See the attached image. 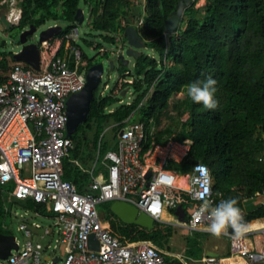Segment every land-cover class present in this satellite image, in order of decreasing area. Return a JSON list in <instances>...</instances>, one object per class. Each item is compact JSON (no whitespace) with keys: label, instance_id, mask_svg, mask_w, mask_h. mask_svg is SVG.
Returning a JSON list of instances; mask_svg holds the SVG:
<instances>
[{"label":"trees","instance_id":"obj_1","mask_svg":"<svg viewBox=\"0 0 264 264\" xmlns=\"http://www.w3.org/2000/svg\"><path fill=\"white\" fill-rule=\"evenodd\" d=\"M3 1L0 0V4ZM82 1L91 6L92 29L102 33L105 42L116 43L117 35L128 42L126 29L130 24L124 26L121 20L133 8V0H22L23 14L17 27L22 31L28 26L39 29L52 19L76 23ZM179 1L146 0L147 15L142 26L135 28L147 47L160 53L161 61L142 54L130 70L121 60L125 77H132L133 82L125 83L123 78L111 89L110 95L100 99L95 95L89 119L76 133L82 127L90 129L93 123L101 125L110 119L115 123L114 129L126 127L127 121L148 126L155 120L158 127L160 116L170 107L174 95L186 91L190 82L211 76L217 81V109H206L188 97L182 102L188 119L181 130L177 134L172 129L163 133L158 130L156 142L191 140V150L184 163L207 164L214 178L216 195L226 200L238 198L239 207L246 213V222L264 221L263 202L254 211L245 208L249 200L264 190V0H205L202 8H197L199 0H193L178 31L167 35L166 23ZM72 29V26L68 31L63 29L49 40L53 47L62 42L58 52L61 57L65 55L64 39ZM96 48L104 49L101 45ZM83 55L88 69L96 65L85 53ZM103 56L110 58L109 52ZM7 60L8 55L0 60L1 68H8ZM170 61L173 64L169 66ZM127 90H134L136 99L130 105L113 109L116 103H122L121 98ZM98 134L90 145H87L86 136H73L74 149L65 160L64 179L75 184L81 192L88 190L90 175L86 168L94 159L93 154L84 155V150L88 146L97 151ZM104 149L107 150V146H103ZM31 206L41 214L47 211L45 206L34 202ZM4 217V200L0 194V234H4L1 229ZM159 226L156 223L151 232L136 225L125 224L121 229L112 225V228L123 241H151L164 250L170 234L164 233ZM165 260L172 264L167 258Z\"/></svg>","mask_w":264,"mask_h":264},{"label":"built area","instance_id":"obj_2","mask_svg":"<svg viewBox=\"0 0 264 264\" xmlns=\"http://www.w3.org/2000/svg\"><path fill=\"white\" fill-rule=\"evenodd\" d=\"M22 0H4L0 12L7 18L13 16V26H19L23 10ZM6 30V29H5ZM79 29L66 35L65 55H58L62 42L53 47L50 41L42 43L40 71L15 62L0 76V186L15 185L9 194L20 201H32L52 212L60 239L65 246L62 264H167L165 253L151 241H123L117 236L110 222H102L97 205L104 202L125 201L137 207L163 224L166 209L176 213L185 202L199 203L197 209L179 225L192 232L207 231L211 220L207 213L197 216L198 209L207 201L209 207L220 205L224 199L214 192V178L207 164H194L193 172L185 179V186H178L177 175L170 169L172 163L183 164L191 150L192 141L170 139L156 142L158 131L155 120L145 123H129L115 138L116 149L104 156L105 173L96 176L102 157V141L96 151V162L90 171L88 190L79 188L64 179L65 159L70 157L74 142L68 136V107L71 96L82 92L88 83L89 64L84 51L78 47ZM107 52L100 50L101 54ZM121 50L119 51V53ZM122 54V53H121ZM122 56V55H121ZM1 60V59H0ZM125 83H132L127 77ZM108 88V86H107ZM130 105V103L128 104ZM113 113V110L109 111ZM264 164V154H263ZM203 168H199V166ZM206 169V172L203 170ZM151 173L148 178L147 174ZM210 175L211 191L204 192L203 179ZM175 189L178 195L165 198L164 190ZM257 196L263 198L264 190ZM244 220L246 213L242 210ZM37 216L42 214L36 211ZM37 229L42 227L35 225ZM31 237L27 225L20 228ZM235 241H243L242 235L230 234ZM263 247L260 251L246 250L243 246L236 256L245 264H264V221L261 230ZM53 233L46 230L42 238ZM95 237L98 249L91 246ZM58 246L52 243L33 244L13 250L8 259L11 264H43L45 255L55 253ZM50 257L54 258L52 254ZM221 259L207 256L203 264H220Z\"/></svg>","mask_w":264,"mask_h":264},{"label":"rangeland","instance_id":"obj_3","mask_svg":"<svg viewBox=\"0 0 264 264\" xmlns=\"http://www.w3.org/2000/svg\"><path fill=\"white\" fill-rule=\"evenodd\" d=\"M133 1L134 6L132 9H130L128 16L122 18L121 20L124 26L127 24H130V26L134 27L142 26L144 18L147 15L146 0ZM205 5V0H199L197 8H202ZM2 8L6 9L5 7H0V9ZM81 9L84 11L85 16V21L82 25H80L78 22L70 24L64 19L49 20L44 26L40 27L33 36H30L28 44H36L40 46L42 32L52 27L60 26L64 29V31H68L71 26L74 27V29L78 28L80 33L78 45L80 48L87 55L88 59L93 61L94 64L103 63L105 67L102 84L96 91V98L100 99L101 97L110 95L111 89L119 84L123 78L126 79L124 70L121 67V55L124 56L126 60L130 61L129 66H127L130 70L134 69L137 60L134 58H128L127 50L129 49V43L126 42L122 36L117 35L116 43L110 44L105 42L102 33L96 32L92 29V14L91 6L89 4H87L85 1H82ZM7 23L11 22H6L2 18L0 19V58H4L5 55H8V60L6 62L8 66H11L13 64L14 55L20 53L24 47L21 44V35L24 31L29 30L30 26H28L23 31L17 26L11 30H5V27H9V24ZM72 30H70V32ZM97 45H101L107 52H109L110 58L103 56V54L100 53V50L96 48ZM120 50L121 52L119 53ZM140 52L145 56H149L151 58L153 57L158 61H161L162 59L160 53L153 50L149 46L145 49H141ZM112 62L115 65V69L111 68ZM172 64L173 63L170 61L167 65L170 66ZM136 97L137 93H135L134 90H131L129 93H127L126 97L121 98L123 100L122 103H116L112 108L116 109L121 105L129 104L133 102ZM187 98V91L173 96L170 101V107L160 116L158 130L161 133L167 129H172L173 133L177 134L181 130L184 122L188 119V115L186 114L187 109L184 105H182V102ZM114 127L115 123L112 119H110L103 122L101 125L93 123L90 129L87 127H82L79 132L73 135L82 138L86 136L88 143L87 145H90L97 136V133H99L98 135L100 137V141H102V145L104 147L107 146V150L104 149L102 152L101 161L99 162L96 170L97 177L99 173L106 172L102 161L107 151L110 149H116L115 145L117 144V139L115 136L121 129H114ZM163 136L168 138L167 134H163ZM88 154L94 155V159L87 163L86 170L90 171L96 162V150H91L87 146L84 150V155ZM193 168L194 163L192 162L183 164L172 163L170 165V169L178 177L176 185L185 186L184 179L193 172ZM9 192H15L14 184L0 186V194L4 199L5 209V217L1 226L3 233L5 235L16 237L21 245V248H24L28 242H33V244L40 242L46 246L52 243L53 246H58V248L55 250V253H52V251H50V253L61 259H64L66 254L65 246L62 244H57V240L60 239V236L58 233H56L58 230V227H56L57 221L52 212L47 209L44 214L37 216L35 208L31 206L32 201L17 200L13 198ZM164 193L166 199L173 198L178 195V191L171 188L164 190ZM261 202H263V198L257 196L256 198L249 200L245 204V208L247 211H253ZM112 203L113 202H104L97 205L101 221L110 222L111 225H114V227L117 229L124 228L125 224L118 217L112 215V212L110 211V206ZM184 204L188 217H190L193 211L198 207V203L185 202ZM164 221L165 222L163 224H160L161 226H159V228L164 233L170 234V237L163 246L165 258H167L170 263L203 264L201 261L207 257V251L214 249L216 244L220 246L219 254L221 257L229 255L227 251L230 249V240L227 237L223 235L214 236L211 233H191L179 225L180 222L176 213L170 211L169 209H166L165 211ZM36 224L40 225L42 228L37 229L35 227ZM22 225L28 226L29 230L33 233L31 237L27 235L26 231H22L20 229ZM46 230H51L53 235L42 238L45 235ZM115 234L117 233L115 232ZM0 264L11 263L7 260H1ZM59 264H62V262Z\"/></svg>","mask_w":264,"mask_h":264},{"label":"water","instance_id":"obj_4","mask_svg":"<svg viewBox=\"0 0 264 264\" xmlns=\"http://www.w3.org/2000/svg\"><path fill=\"white\" fill-rule=\"evenodd\" d=\"M193 0H180L176 10L172 13L171 17L166 23L165 33L167 35L175 34L181 26L182 19L184 18V14L186 10L191 7ZM0 18L4 19L8 22L7 15L5 13L0 12ZM76 22L82 25L85 21L84 11L80 9L76 15ZM9 24V27L6 30H11L14 26L12 23ZM38 31V28L35 26H31L29 30H26L21 35V44L24 46L23 50L14 55V60L17 62L25 63L31 67H33L36 71H40L41 65V51L39 45L36 44H28L30 36H33ZM63 31V28L60 26L52 27L41 34V44L44 42H48L55 36H58ZM126 35L128 38L129 49L127 50L128 58L138 59L142 56L140 52L141 49L147 48V44L144 41L143 37L140 36L138 31L134 26H130L126 29ZM121 60L125 63V66H129L130 61L126 60L124 56H121ZM111 68L115 69V65L112 62ZM105 73V67L103 63L96 64L89 69L87 78L88 83L86 88L73 96L68 100V136L73 137L76 133L77 129L84 123H86L89 119V115L91 112V105L95 100V95L97 89L102 84L103 75ZM128 93L124 91L123 97H126ZM148 178L151 176L149 172L147 174ZM110 211L118 217L124 224L126 225H136L142 229H146L151 232L156 228L155 220L147 215L144 212H140V210L132 204H129L125 201H114L110 206ZM176 215L179 219L180 223H184L186 220V211L183 206H179ZM230 234H233V230H230ZM91 246L94 249H98V244L95 240V237H91ZM20 249L16 237L11 235L0 234V261H8L10 256L12 255V251H18ZM212 257H218L216 253L208 254ZM52 264H59L61 259L56 258L52 259ZM49 264V263H46Z\"/></svg>","mask_w":264,"mask_h":264},{"label":"clouds","instance_id":"obj_5","mask_svg":"<svg viewBox=\"0 0 264 264\" xmlns=\"http://www.w3.org/2000/svg\"><path fill=\"white\" fill-rule=\"evenodd\" d=\"M217 81L209 76L205 80H194L186 86L188 97L195 104H201L209 110L217 109L219 101L216 98ZM203 168V166H199ZM206 172V169H203ZM204 192L211 191L212 180L210 175H205L203 179ZM207 213L211 223L207 226V231L214 236L226 234L229 229L233 230V234L240 236L247 233L251 224L244 220L242 209L239 207L238 198H229L220 205L209 207L207 201L198 209L196 215L200 216Z\"/></svg>","mask_w":264,"mask_h":264},{"label":"crops","instance_id":"obj_6","mask_svg":"<svg viewBox=\"0 0 264 264\" xmlns=\"http://www.w3.org/2000/svg\"><path fill=\"white\" fill-rule=\"evenodd\" d=\"M0 59H2V58H0ZM11 66H8V68H6V69H3L1 67L0 68L2 69V72H5ZM2 75L3 74H0V76H2ZM1 79H3V78H1ZM260 205H261V203L258 204L257 207L254 210H256ZM262 228H263V221H256V222L251 223L250 230L247 233L242 234L243 241L240 239V240H238L239 242L235 241V239H233L229 235L221 234V235L227 237L230 240V249L227 251L229 253V255L221 257L220 254H219L220 246H218L216 244L214 249H211V250L207 251V256H209L208 254H210V253L218 254L217 258L221 259L220 264H245V262H244V260L242 258L236 256V253H238L237 251H239L242 246L246 250L248 249V250H253V251H260L262 249V247H263V237H262V234H261ZM198 233L208 234V233H203V232H198ZM16 241H17L19 247L21 248V245H20V243L18 242L17 239H16ZM50 254H52V253H49V254L45 255L43 264H46V263L52 264V261H51L52 259L59 258V257L55 256L54 254H52V256H54V258H52V257H50Z\"/></svg>","mask_w":264,"mask_h":264},{"label":"bare ground","instance_id":"obj_7","mask_svg":"<svg viewBox=\"0 0 264 264\" xmlns=\"http://www.w3.org/2000/svg\"><path fill=\"white\" fill-rule=\"evenodd\" d=\"M1 19V18H0ZM13 16L12 15H9V17H8V21H10L12 24H13ZM4 20V19H3ZM4 27H5V25H4ZM5 28H7V27H5Z\"/></svg>","mask_w":264,"mask_h":264},{"label":"flooded vegetation","instance_id":"obj_8","mask_svg":"<svg viewBox=\"0 0 264 264\" xmlns=\"http://www.w3.org/2000/svg\"><path fill=\"white\" fill-rule=\"evenodd\" d=\"M30 39V38H29Z\"/></svg>","mask_w":264,"mask_h":264}]
</instances>
